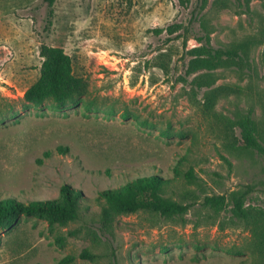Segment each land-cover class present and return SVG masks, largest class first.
<instances>
[{
  "label": "rangeland",
  "instance_id": "1",
  "mask_svg": "<svg viewBox=\"0 0 264 264\" xmlns=\"http://www.w3.org/2000/svg\"><path fill=\"white\" fill-rule=\"evenodd\" d=\"M201 1L56 0L49 17L43 0H0V200L54 199L63 184L85 198L66 226L22 217L0 229V264L262 263L249 222L264 212V160L242 146L232 122L250 110L261 123L264 0ZM199 19L215 48L253 45L248 67L218 69L214 85L197 90L196 75L180 77L185 51L198 43L188 36L184 50V37L166 40L180 32L165 29L184 24L197 33ZM41 45L61 48L82 84L61 109L24 99L39 76ZM221 85L241 93L220 95L207 110V91ZM150 175L167 179L164 196L189 210L172 218L108 213L104 224L98 193ZM248 187V223L230 203L222 211L201 204Z\"/></svg>",
  "mask_w": 264,
  "mask_h": 264
},
{
  "label": "trees",
  "instance_id": "2",
  "mask_svg": "<svg viewBox=\"0 0 264 264\" xmlns=\"http://www.w3.org/2000/svg\"><path fill=\"white\" fill-rule=\"evenodd\" d=\"M56 0H43L49 8V17L52 16V7ZM238 1V0H235ZM202 5L206 0H202ZM50 22V21H49ZM48 22V23H49ZM200 32L193 33L190 25L171 24L166 27V33L175 37H167V41L174 38L183 39L184 50L186 48L185 38L191 36L198 45L187 49L188 61L185 65L184 77L196 75L191 81L192 86L199 90L211 88L215 83L213 72L218 69L237 66L239 70L248 67V52L252 47V41L247 40L230 47H213L210 40V30L204 21L198 20ZM157 32H162L159 29ZM41 65L39 76L24 93V99L38 107L50 102L54 108L61 109L72 102L76 96L82 93V84L73 75L71 58L61 49L54 46L41 45L39 50ZM238 86L221 85L207 91L204 97V107L212 109L218 96L223 94H240ZM261 123L252 118V111L245 114H237L232 122L239 131L242 146L254 151L264 160V101H262ZM56 152L65 154L68 148L58 147ZM51 152L43 153V158H48ZM41 163L42 159H37ZM188 179L193 180L192 172L187 173ZM168 180L158 175L142 176L127 181L120 187L105 189L98 193L95 201L102 204L104 224L107 223L108 213L115 215H132L139 211L157 214L164 218L180 217L190 208L189 204H180L164 196V190ZM249 187L242 191L231 193L228 198L224 195L206 196L202 206L214 211H222L228 203L231 204L230 212L238 220L249 222L252 214L245 205V198L249 194ZM85 201L80 190L63 184L59 189L58 197L48 200L19 201L16 198H4L0 200V229H6L16 224L22 217H34L46 221L50 228L55 225L66 226L68 223L78 220L80 209ZM256 220L249 222L252 225V233L256 240L255 250L264 264V212L254 213ZM56 242L62 245V237L56 238ZM81 258L91 259L85 252L80 254ZM72 258L67 257L60 263L70 262Z\"/></svg>",
  "mask_w": 264,
  "mask_h": 264
}]
</instances>
